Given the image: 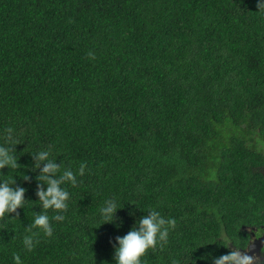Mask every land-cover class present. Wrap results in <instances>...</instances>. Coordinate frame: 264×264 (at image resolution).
Instances as JSON below:
<instances>
[{"label":"trees","instance_id":"16d2710c","mask_svg":"<svg viewBox=\"0 0 264 264\" xmlns=\"http://www.w3.org/2000/svg\"><path fill=\"white\" fill-rule=\"evenodd\" d=\"M9 128L19 165L0 180L26 192L0 219V264H114L116 237L151 210L174 224L142 264H245L264 222V5L0 0V144ZM41 150L84 172L27 251ZM108 199L119 209L101 224Z\"/></svg>","mask_w":264,"mask_h":264},{"label":"clouds","instance_id":"9594fccd","mask_svg":"<svg viewBox=\"0 0 264 264\" xmlns=\"http://www.w3.org/2000/svg\"><path fill=\"white\" fill-rule=\"evenodd\" d=\"M264 5V0H257V7ZM16 145L12 129H8L4 144H0V169L18 167V158L14 155ZM38 162H45L37 177L45 187L39 188L36 195L42 208L41 213L36 214L30 227L26 229L29 233L23 237V247L31 251L35 246V233L32 229L41 230L45 235H52V226L47 214L48 209L60 212L66 210L69 199V192L62 187L65 183L75 184L77 176L84 172V165H80L77 173L71 169L64 168L61 173V165L50 159L49 150H41L35 153ZM39 168V163L36 164ZM23 180L28 177L23 175ZM26 189L16 186L14 179L0 180V219L16 213L18 209L24 208ZM119 207L114 200L108 199L99 209L102 223H112ZM61 220V215L54 217ZM174 224L172 220H166L158 211L147 212L140 220L123 236L116 237L114 246V264H142L145 254L157 245L158 241H165L168 236V229ZM235 255L222 254L212 258V264H230L235 261ZM15 264H23L19 255L14 256Z\"/></svg>","mask_w":264,"mask_h":264},{"label":"flooded vegetation","instance_id":"af4514ba","mask_svg":"<svg viewBox=\"0 0 264 264\" xmlns=\"http://www.w3.org/2000/svg\"><path fill=\"white\" fill-rule=\"evenodd\" d=\"M250 239L244 248L238 249V256L245 264H264V222L249 227Z\"/></svg>","mask_w":264,"mask_h":264}]
</instances>
